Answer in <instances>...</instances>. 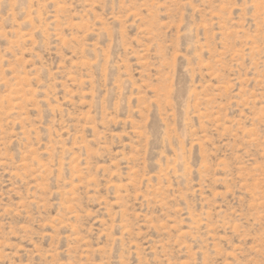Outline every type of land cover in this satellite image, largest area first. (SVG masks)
I'll return each instance as SVG.
<instances>
[{
    "label": "rangeland",
    "instance_id": "obj_1",
    "mask_svg": "<svg viewBox=\"0 0 264 264\" xmlns=\"http://www.w3.org/2000/svg\"><path fill=\"white\" fill-rule=\"evenodd\" d=\"M0 264H264V0H0Z\"/></svg>",
    "mask_w": 264,
    "mask_h": 264
}]
</instances>
